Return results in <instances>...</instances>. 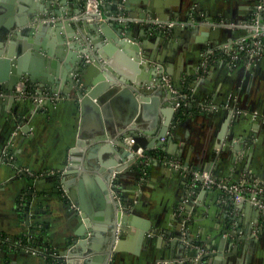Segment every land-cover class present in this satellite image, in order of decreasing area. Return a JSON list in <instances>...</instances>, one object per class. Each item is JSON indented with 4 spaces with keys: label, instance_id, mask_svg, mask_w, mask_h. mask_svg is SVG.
I'll return each mask as SVG.
<instances>
[{
    "label": "crops",
    "instance_id": "crops-1",
    "mask_svg": "<svg viewBox=\"0 0 264 264\" xmlns=\"http://www.w3.org/2000/svg\"><path fill=\"white\" fill-rule=\"evenodd\" d=\"M260 1L101 0L106 15L155 14L184 25L204 22L214 29L178 25L163 36L135 23L124 29L155 53L174 88L189 101L175 112L166 144L156 146L161 155L116 172L115 186L130 224L108 264H196L193 255L199 246L200 254H214L202 264H264V210L247 202L234 205L220 189L191 186L187 173L165 161L178 160L228 182L247 181L264 188V52L252 66L244 60L217 58L205 72L201 67L204 51L238 36V28L225 23L248 22ZM55 3L67 14L81 5L80 0ZM3 11L0 8V15ZM52 85L62 89L60 99L40 105L18 95L12 105L0 95V114L7 113L0 124V264H61L59 256L48 252L67 248L68 236L82 222L81 207L73 205L58 181L60 168L79 139L77 91L69 81ZM27 88L37 90V83H27ZM110 111L112 117L125 112L120 104H111ZM95 119L92 113L86 116L87 128L95 127ZM150 121L142 119L134 128L148 139L158 138L166 117L160 113L154 127ZM93 133L86 131L84 137ZM101 156L96 160L109 162V155ZM90 176L94 171L83 185L76 180L70 187L94 215L99 209Z\"/></svg>",
    "mask_w": 264,
    "mask_h": 264
},
{
    "label": "water",
    "instance_id": "water-1",
    "mask_svg": "<svg viewBox=\"0 0 264 264\" xmlns=\"http://www.w3.org/2000/svg\"><path fill=\"white\" fill-rule=\"evenodd\" d=\"M80 4L67 14L55 0H0V8L4 9L0 15V92L13 105L21 81L35 82L42 90L52 93L62 90L52 85L56 80L69 81L76 89L81 114L79 139L60 168L58 181L73 205L81 207L82 222L68 236L67 248L57 254L61 264H76L78 259L81 264H108L113 250L121 246L119 237L130 224L129 211L115 187L116 172L139 164L136 151L141 146L153 148L166 144L160 137L167 135L175 112L178 114L184 107L174 108L179 100L162 82V74H167L164 63L143 41L124 30L131 24L129 20L88 21L84 15L86 0H80ZM150 18L163 17L151 14ZM191 22L183 26L214 30L204 22L193 25ZM135 25L145 31L147 24ZM215 30L220 32L219 28ZM76 67L79 72L73 74ZM111 104H120L125 110L123 115L112 117ZM90 113L96 118L92 130L85 122ZM160 113L166 121L158 138L148 139L135 130L142 119H151L154 127ZM6 116V111L0 114V124ZM86 131L96 134L86 139ZM128 136L134 137L132 146L125 142ZM86 144L90 146L85 148ZM102 154L110 156L108 163L96 160ZM91 171L94 176L89 178L94 181L92 192L99 209L94 215L85 204H80L70 187L76 180L83 185ZM196 251L193 255L196 264L214 255Z\"/></svg>",
    "mask_w": 264,
    "mask_h": 264
},
{
    "label": "built area",
    "instance_id": "built-area-1",
    "mask_svg": "<svg viewBox=\"0 0 264 264\" xmlns=\"http://www.w3.org/2000/svg\"><path fill=\"white\" fill-rule=\"evenodd\" d=\"M84 15L87 16L88 21L115 20L119 22H126L129 20L130 23L147 24L146 28L149 31H159L165 35H170L175 26L184 25L183 22L177 20L175 21L160 18L152 19L150 17H130L129 15H124L123 13L118 14L117 16L106 15L102 10L101 0H86ZM50 19L55 20V18ZM192 23L195 24L196 22L192 21L191 25H193ZM224 26L227 28H238L239 34L238 36L228 40V42L209 47L202 53L205 60L201 65L203 71H206L207 64L217 58L227 59L231 63L244 60L247 65H255L259 57L264 52V0L258 2L251 15V19L248 22L242 24L225 23ZM161 79L171 91L181 97V100L178 101L176 106L182 108V106L187 105L189 101L187 100V94H179L167 74L163 73ZM16 88L18 96L30 97L36 105H40L46 100L60 99V95L58 93H51L47 90H42L39 85H37V90H30L27 88V83L21 81L18 83ZM0 95L2 96L3 93L0 92ZM165 139L166 136H162L161 142H164ZM125 142L127 145L132 146L135 142L134 137H126ZM157 149L158 147L156 146L153 148H144L141 146L136 151L139 163L145 165L151 158L155 157V155H150V150L156 151ZM163 158L164 157H162V159ZM165 161H168L176 170H181L187 173L191 180V186H201L207 189H220L224 195L227 196L232 203H234V205L247 202L260 210H264V188L257 183H249L247 181L228 182L213 176L209 171L189 168L178 160L165 159ZM19 242L21 245H26L23 244L22 240ZM198 248H200L201 252H203V248L200 246ZM26 249L31 250V247L26 246ZM48 253L54 257L59 256L54 252Z\"/></svg>",
    "mask_w": 264,
    "mask_h": 264
},
{
    "label": "trees",
    "instance_id": "trees-1",
    "mask_svg": "<svg viewBox=\"0 0 264 264\" xmlns=\"http://www.w3.org/2000/svg\"><path fill=\"white\" fill-rule=\"evenodd\" d=\"M29 89H31V88H29ZM162 153L163 152L160 149L159 150H156V151L150 150V155H153V156L154 155L156 156V155H159V154L161 155Z\"/></svg>",
    "mask_w": 264,
    "mask_h": 264
}]
</instances>
